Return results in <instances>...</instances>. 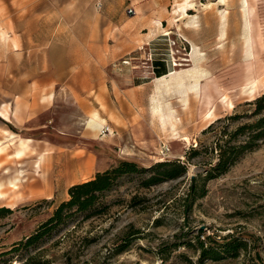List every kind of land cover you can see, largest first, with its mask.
Listing matches in <instances>:
<instances>
[{"label":"rangeland","instance_id":"obj_1","mask_svg":"<svg viewBox=\"0 0 264 264\" xmlns=\"http://www.w3.org/2000/svg\"><path fill=\"white\" fill-rule=\"evenodd\" d=\"M242 6L241 0H0V66L7 65L0 67V106L22 99L27 110L21 131L12 127L13 140L0 132V207L10 209L0 217V253L15 249L0 264H198L199 250L187 243L201 232L247 243L236 257L204 264H253L256 255L264 261V143L205 181V194L188 209L185 201L190 178L214 162L210 148L225 123L203 130L248 113L247 103L264 94V0H248L249 24ZM246 34L257 53L249 83ZM200 58L211 110L203 94L188 108L177 92L165 97L179 120L172 135L158 121V81L188 72ZM93 113L99 126L89 124ZM206 147L187 160L191 149ZM166 160L186 162L187 174L148 187L141 185L147 171L124 176L101 197L106 210L73 214L25 245L68 199L71 185L120 161L147 169Z\"/></svg>","mask_w":264,"mask_h":264},{"label":"trees","instance_id":"obj_2","mask_svg":"<svg viewBox=\"0 0 264 264\" xmlns=\"http://www.w3.org/2000/svg\"><path fill=\"white\" fill-rule=\"evenodd\" d=\"M247 104L251 106L248 113L229 115L223 120L216 119L203 130L205 133L213 128L214 124L225 123L221 129H218V137L213 147L210 148V152L216 153L214 162L202 163L204 175H194L190 178L185 196L187 209L193 201L205 194V181L225 174L243 154L256 149L260 143H264V94ZM232 123L234 126L230 127ZM207 151V147L202 150L191 149L186 153L187 160ZM187 169L186 162L178 160L158 162L147 169L133 161H120L109 169L98 171L91 179L73 184L68 188V199L61 202L53 214L40 224L38 229L26 239L25 245L34 244L48 231L64 224L73 214L85 213L86 216H91L106 210V207H99L101 197L111 191L124 176L140 175L147 171L148 175L142 179L141 185L148 187L183 177L187 174ZM9 212L8 207H0V217ZM202 235V232L196 235L194 245L191 242L187 243V246H196L199 250L198 264H204L207 260L218 261L229 256L236 257L240 251L247 249L246 241L240 239L224 237L219 242L209 235L205 237ZM13 250L15 249L0 253V257ZM253 264H264V261L256 255Z\"/></svg>","mask_w":264,"mask_h":264},{"label":"bare ground","instance_id":"obj_3","mask_svg":"<svg viewBox=\"0 0 264 264\" xmlns=\"http://www.w3.org/2000/svg\"><path fill=\"white\" fill-rule=\"evenodd\" d=\"M242 1V7H243V14L246 23H250L249 21V8H248V0H241ZM216 3L223 4L225 3V0H216ZM188 3H185L183 5L187 6ZM186 14V13H185ZM184 14V15H185ZM220 20H223V23L227 21V15L223 14L220 16ZM2 36V34H0ZM3 39V38H2ZM245 49L244 54L246 58V66H247V72L245 76V80L249 83L251 82V71L254 68V63H256L257 59V53L253 52L252 50V41L251 36L246 34L245 37ZM199 55V53H198ZM258 70V69H257ZM166 76V75H165ZM208 71L204 68L202 65V59H197L192 67L191 70H189L186 73H172L170 75V79L168 80L166 77H162L159 79V86L156 88V98L158 103V121L160 122V125L163 129H171L172 135L178 134L176 131V125L179 121L175 110L173 109L170 102H168L165 97H169L173 92L179 93V103H181L185 108H188L190 105V100L193 99V97H197L200 100L201 95L204 97L206 103V112H210L211 106H212V91L208 93V90L206 92V88L208 89L207 83L205 85H202V81L208 82ZM215 91L219 93L218 88H215ZM89 124L93 125H100L101 122L99 121V117L97 113H93L91 116V119L89 121ZM184 140H187V137L184 138ZM33 182V181H32ZM31 182V183H32ZM37 183V182H34ZM34 187V186H33ZM35 188V187H34ZM3 193V192H2ZM0 192V197H1ZM13 264V263H10ZM15 264V262H14Z\"/></svg>","mask_w":264,"mask_h":264},{"label":"crops","instance_id":"obj_4","mask_svg":"<svg viewBox=\"0 0 264 264\" xmlns=\"http://www.w3.org/2000/svg\"><path fill=\"white\" fill-rule=\"evenodd\" d=\"M6 68L7 65L0 66ZM20 96H17L19 98ZM27 122V110L22 103V99L19 102L14 101L10 104L4 103L0 106V132L5 135L7 141L13 140L16 135L12 134V127L21 131V126ZM0 145V150H1Z\"/></svg>","mask_w":264,"mask_h":264}]
</instances>
